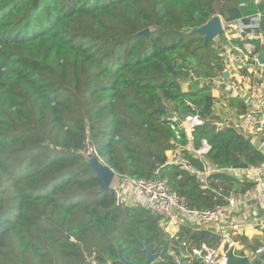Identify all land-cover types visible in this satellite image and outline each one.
Here are the masks:
<instances>
[{
  "label": "trees",
  "instance_id": "1",
  "mask_svg": "<svg viewBox=\"0 0 264 264\" xmlns=\"http://www.w3.org/2000/svg\"><path fill=\"white\" fill-rule=\"evenodd\" d=\"M261 11L264 0H0V264L143 263L142 242L162 246L155 264H200L185 246L208 234L182 225L169 237L152 211L116 206L80 151L88 140L116 173L166 180L189 207H210L197 178L167 163L186 143L167 119H205L193 146L205 140L218 165L263 162L248 138L216 130L204 83L223 74L222 45L262 46L223 30L205 44L190 30L215 15L229 29Z\"/></svg>",
  "mask_w": 264,
  "mask_h": 264
},
{
  "label": "built area",
  "instance_id": "2",
  "mask_svg": "<svg viewBox=\"0 0 264 264\" xmlns=\"http://www.w3.org/2000/svg\"><path fill=\"white\" fill-rule=\"evenodd\" d=\"M255 16L261 22L260 12ZM222 30L227 38L240 37L239 34L244 33L243 29L238 32L237 28L232 33L224 23ZM257 39L263 48L264 34ZM254 48V45L246 49L222 45L220 55L224 63L223 74L206 79L204 83L213 99L210 115H213L216 130L225 127L234 129L248 138L264 155L263 64H259V52H255ZM230 101L235 104L233 109ZM223 108L229 111V116L222 112ZM167 120L175 131V138L179 139L182 132L186 140L184 145L169 151L167 163L179 165L194 175L199 190L211 195L212 205L205 209L189 207L186 198L171 190L166 180L131 178L116 172L109 188L114 203L116 206L140 207L152 211L158 216L160 227L169 237H173L175 230L182 225L193 231H209L217 237V244L189 246V254L201 258L203 264H230L228 254L240 256L237 253L243 251V242L239 239L242 235L249 236L250 231H253L264 237V161L245 169L218 165L208 158L210 146L205 140H202L201 146H193L192 131L197 125L203 124L205 119L198 114L179 115L174 112ZM183 150L197 159L202 168L191 165L183 156ZM80 153L88 159L96 155L88 140ZM245 182L251 184L252 189L248 187L242 192L239 185ZM227 186L229 189H226ZM244 256L250 262L256 259L264 264V243L252 255ZM87 262L96 264L92 258H87Z\"/></svg>",
  "mask_w": 264,
  "mask_h": 264
},
{
  "label": "water",
  "instance_id": "3",
  "mask_svg": "<svg viewBox=\"0 0 264 264\" xmlns=\"http://www.w3.org/2000/svg\"><path fill=\"white\" fill-rule=\"evenodd\" d=\"M222 29H223V21L219 15H215L202 26L196 27L190 30V33L202 32L204 34L203 38L206 44L208 40H213L216 37H218V34ZM148 31L149 29L145 28L144 30L140 31V33L147 34ZM257 59H258L259 64H264V47L257 55ZM224 76H226V73H224ZM199 110L203 111V109L201 108ZM206 114L209 116L211 114V111H207ZM88 163L91 169L96 173V175L102 181V185L99 189L101 191L105 189H109L110 183L112 181L115 171L112 170L107 165L101 163L97 155H94L91 158H89ZM234 167L245 169L248 167V165L245 162H241ZM142 244H143V250L146 253V258L143 263H135V262L129 261L124 256L120 255V258H119L120 264H155L157 259L160 256L162 246H160L156 252H152L151 248L145 242H142ZM228 257H229L230 263L234 262L236 264H250V260L246 256H235L232 253H229ZM197 259L200 264H203V261L201 260V258H197Z\"/></svg>",
  "mask_w": 264,
  "mask_h": 264
},
{
  "label": "crops",
  "instance_id": "4",
  "mask_svg": "<svg viewBox=\"0 0 264 264\" xmlns=\"http://www.w3.org/2000/svg\"><path fill=\"white\" fill-rule=\"evenodd\" d=\"M256 14H253V15H250V16H246L245 18H244V21H245V23H242L243 21H242V19L241 20H239V21H237V22H235V23H232V24H230L229 25V30L232 32V33H234L236 30H235V28H240L239 26H241V25H245V27L244 28H241V29H243L244 30V33H242L241 34V38L242 39H245V40H247V39H255V38H258V37H260V36H262V31H263V34H264V11H261L260 12V16H261V22L259 23V26H258V28L260 29H258V28H256L255 30H253V31H250L251 30V27L253 26L252 25V23L250 22V20H249V18H251V17H254V18H256V20H257V17L255 16ZM221 17V16H220ZM221 19H222V17H221ZM222 21H223V19H222ZM224 22V21H223ZM260 31H261V33H260ZM254 33V34H253ZM256 33V34H255ZM244 34V35H243ZM248 34H250V36L248 35ZM251 45H253V44H251V43H249V42H245L244 43V47H245V49L246 48H248V47H250ZM213 94H214V92H213ZM249 183H242V184H240L239 186H240V188H241V190H242V188H244V187H246L247 185H248ZM250 188V187H249ZM248 187H246L244 190H242V192H244V191H246L247 189H249ZM226 189H229V187L227 186L226 187ZM252 189V187L250 188V190ZM178 229V228H177ZM173 231H174V229H173ZM176 231V233H177V231L178 230H175ZM199 232H202V233H206V234H208V239H207V241H203L202 243H206V244H208V245H210V246H214V245H216L217 244V237L216 236H214V235H212L209 231H207V230H201V231H199ZM175 233V234H176ZM241 236V235H240ZM174 237V236H173ZM239 239H241V241L243 242L242 244H243V246H244V248H243V251H244V253H245V255H247V256H250V255H252L253 254V252H254V250L259 246H256V247H253L252 249H249V245H251V244H253L254 243V241L255 240H258L259 242H261V244H263L264 243V237L263 236H260L257 232H253V231H250V235L249 236H245V235H242L241 236V238H239ZM202 243H200V244H202ZM188 248H189V245H187V246H185V252H186V255H184V256H187V257H189V260L191 261V259L193 258V256H191L190 254H189V250H188ZM197 259V258H196ZM198 260V259H197ZM180 264H185V263H180Z\"/></svg>",
  "mask_w": 264,
  "mask_h": 264
},
{
  "label": "rangeland",
  "instance_id": "5",
  "mask_svg": "<svg viewBox=\"0 0 264 264\" xmlns=\"http://www.w3.org/2000/svg\"><path fill=\"white\" fill-rule=\"evenodd\" d=\"M249 20H250V22L252 23V27H251V30L250 31H253V30H255L256 28H258V26H259V23H260V21H257L256 20V18H254V17H251V18H249ZM224 23V22H223ZM242 23H244V22H242ZM225 24V23H224ZM240 28H237V30H238V32L241 30V28H244L245 27V25H241V26H239ZM259 29V28H258ZM236 30V31H237ZM260 30V29H259ZM260 33H261V31H260ZM242 34V33H241ZM254 34V33H253ZM256 34V33H255ZM262 35H263V31H262V33H261ZM249 36H250V34H248ZM239 36L240 37H242L240 34H239ZM217 41H218V38L216 37L215 38ZM230 107L233 109L234 108V106H235V104L233 103V102H231L230 101ZM228 105V104H227ZM228 107V106H227ZM229 108V107H228ZM222 112L224 113V114H228L227 116H229L230 115V113H229V111L228 110H226L225 108H223V110H222ZM168 235V234H167ZM192 246H194V245H190V247H192ZM185 254H186V252H185Z\"/></svg>",
  "mask_w": 264,
  "mask_h": 264
}]
</instances>
